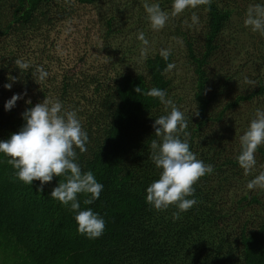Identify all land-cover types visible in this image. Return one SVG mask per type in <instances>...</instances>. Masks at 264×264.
Returning a JSON list of instances; mask_svg holds the SVG:
<instances>
[{
  "label": "trees",
  "instance_id": "1",
  "mask_svg": "<svg viewBox=\"0 0 264 264\" xmlns=\"http://www.w3.org/2000/svg\"><path fill=\"white\" fill-rule=\"evenodd\" d=\"M146 2L169 14L163 29L151 27ZM172 3L0 0V141L18 132L26 123L22 113L45 98L76 110L89 137L86 152L75 149L76 162L103 185L92 204H84L91 194H78L79 210L105 220L99 238L80 234L77 211L51 197L66 177L54 176L41 190L38 180L21 181L0 153V264H264V189L247 187L264 171V145L250 173L237 161L240 137L264 111V34L244 24L248 7L264 0H212L178 15ZM99 4L110 9L98 26L89 11ZM169 48L166 61L160 50ZM181 54L193 72L185 95L176 93L172 70L165 72ZM16 59L31 67L21 72ZM38 66L48 72L43 81ZM153 87L185 114L190 150L214 168L193 186L188 198L197 204L178 219L176 205L156 210L146 201L162 171L149 158L151 141L159 140L152 125L170 112L146 94ZM14 94L22 98L5 110Z\"/></svg>",
  "mask_w": 264,
  "mask_h": 264
},
{
  "label": "clouds",
  "instance_id": "2",
  "mask_svg": "<svg viewBox=\"0 0 264 264\" xmlns=\"http://www.w3.org/2000/svg\"><path fill=\"white\" fill-rule=\"evenodd\" d=\"M212 0H173V15L183 13L186 9H195L201 5H211ZM147 18L154 30L163 29L169 20V14L162 10L159 3H144ZM192 23L196 24L199 17L193 13ZM244 24L253 32L264 34V4L250 5L246 11ZM138 40L147 46L149 41L143 32L138 33ZM147 47L141 48L142 58H146ZM171 49H161L160 55L167 61L171 55ZM20 71H27L31 65L22 59L14 61ZM175 64L169 63L165 72L171 71ZM36 78L43 81L48 72L42 66H38L35 72ZM8 79L15 82L18 78L9 76ZM254 84L253 81H248ZM11 89L12 83L4 85ZM136 93H140V87H136ZM148 96L158 98L159 101L170 108V112L155 119L152 127L155 136L159 138L151 141L150 159L159 169H162L159 179L155 180L146 189V201L156 210H166L171 205H176L177 212L173 218L178 219L181 212H186L197 204L196 199H190L195 192L193 187L203 176L211 174L214 168L197 159L190 150L187 131L188 119L185 114L166 98L165 90L153 87L147 93ZM22 95L14 94L4 107L11 110ZM31 103V101H26ZM198 115V114H197ZM26 122L22 128L11 134L10 138L0 141V153L8 159L7 163L16 170V176L25 184H32L38 180L43 185L49 183L55 177H66L51 191V197L63 205L70 204L73 211H77L75 220L78 232L90 239L99 238L105 230V220L90 208L79 210L78 194H91V199H85L84 204H92L100 197L103 185L97 182L92 171L82 172L75 149L81 153L86 152L89 137L83 130L76 110L64 111L59 100L44 99L34 107L26 109L22 113ZM183 137V138H182ZM241 151L237 161L246 174L256 166L255 153L261 145H264V111L257 110L256 118L250 123L248 130L240 137ZM70 173V175H69ZM249 189H264V171L260 172L247 184Z\"/></svg>",
  "mask_w": 264,
  "mask_h": 264
},
{
  "label": "rangeland",
  "instance_id": "3",
  "mask_svg": "<svg viewBox=\"0 0 264 264\" xmlns=\"http://www.w3.org/2000/svg\"><path fill=\"white\" fill-rule=\"evenodd\" d=\"M108 9V10H107ZM110 9V5L104 6L102 7L101 4H99V7H94L92 10L89 11L91 20H92V24H98L99 26V16L101 14H105L109 11ZM101 23V22H100ZM93 25V26H94ZM92 26V25H91ZM97 26V27H98ZM125 26V25H122ZM90 28V27H89ZM84 30V29H83ZM86 30H84L82 32V35L79 36L76 41L77 43L80 42V40H82V38L85 36L86 34ZM125 39V38H124ZM123 39V40H124ZM122 41V40H121ZM125 41V40H124ZM177 43V42H176ZM178 44V43H177ZM181 51L177 49V53H180ZM175 67L172 69L170 76H173L176 83L179 84V91H176V93L180 92L182 95H185V92L187 91V84H184L187 82V80H191V76L193 75V72L191 70V67L187 61V59L183 56V54H181L180 56L177 55L176 60L174 62ZM184 90V91H183ZM186 90V91H185ZM179 94V93H178ZM188 94V93H187ZM192 95V94H191ZM190 94L188 96H191Z\"/></svg>",
  "mask_w": 264,
  "mask_h": 264
}]
</instances>
